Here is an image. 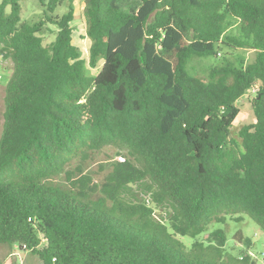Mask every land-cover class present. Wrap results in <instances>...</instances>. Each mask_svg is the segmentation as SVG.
<instances>
[{"label":"trees","instance_id":"obj_1","mask_svg":"<svg viewBox=\"0 0 264 264\" xmlns=\"http://www.w3.org/2000/svg\"><path fill=\"white\" fill-rule=\"evenodd\" d=\"M22 1L0 2V245L42 264H260L224 257L222 229L190 248L176 235L242 214L264 231V0H83L88 58L74 0L61 15V0H34L33 23ZM223 48L255 56L202 65ZM255 84V121L235 138ZM105 146L123 159L96 180L86 164Z\"/></svg>","mask_w":264,"mask_h":264},{"label":"rangeland","instance_id":"obj_2","mask_svg":"<svg viewBox=\"0 0 264 264\" xmlns=\"http://www.w3.org/2000/svg\"><path fill=\"white\" fill-rule=\"evenodd\" d=\"M135 0H120L119 4L124 10L131 7V3ZM1 2V0H0ZM69 0H61V4L56 8L55 13L61 15L68 10ZM135 3V2H134ZM137 3L133 7H136ZM74 15L75 18L71 22L73 27V43L77 46L81 57L88 58L90 39L86 34V20L84 17V3L83 0H74ZM8 11V9H6ZM42 18V8L34 0L22 1L21 20L33 23L38 22ZM56 28L51 24L43 26L41 33L43 44L46 45L52 41L55 37ZM255 51L253 49H229L223 48L220 55L215 58H207L202 60L204 67L208 64H217L222 58L233 59L235 57L244 58L245 61L253 60ZM101 61L99 62V65ZM89 74H96L99 66H89ZM12 73V62L10 59H3L0 56V134L3 122V97L5 86ZM254 96L251 91H248L246 95L242 96L237 105L240 109L239 115L232 125L231 135L237 138V132L242 125L252 123L255 121V115L253 113L251 99ZM123 159L122 154H118L117 151L110 147L105 146L92 160L88 161L86 168L88 171L94 173L96 180L102 179L106 173L107 168L102 167L106 163L112 160ZM236 216H227L225 222L212 221L207 226L206 230L199 233L195 237L188 235H176L187 248H190L195 242H206L209 233L216 229H222L225 233V244L222 252L224 257L234 256L242 257L246 254L250 257V260H254L257 263L264 264V231L246 214H242L240 220H234ZM240 231V233H238ZM238 233V235L236 234ZM236 237V238H235ZM247 238V239H246ZM1 257V256H0ZM2 258V257H1Z\"/></svg>","mask_w":264,"mask_h":264},{"label":"crops","instance_id":"obj_3","mask_svg":"<svg viewBox=\"0 0 264 264\" xmlns=\"http://www.w3.org/2000/svg\"><path fill=\"white\" fill-rule=\"evenodd\" d=\"M1 264H42L37 255L24 250L17 244L0 245Z\"/></svg>","mask_w":264,"mask_h":264},{"label":"built area","instance_id":"obj_4","mask_svg":"<svg viewBox=\"0 0 264 264\" xmlns=\"http://www.w3.org/2000/svg\"><path fill=\"white\" fill-rule=\"evenodd\" d=\"M1 77V76H0ZM257 89H258V86H257V84H255L252 88H251V94L254 96L255 95V93H256V91H257ZM246 95V94H245Z\"/></svg>","mask_w":264,"mask_h":264}]
</instances>
